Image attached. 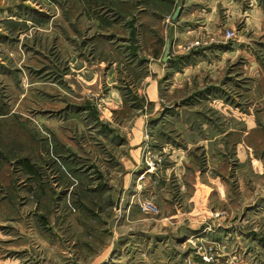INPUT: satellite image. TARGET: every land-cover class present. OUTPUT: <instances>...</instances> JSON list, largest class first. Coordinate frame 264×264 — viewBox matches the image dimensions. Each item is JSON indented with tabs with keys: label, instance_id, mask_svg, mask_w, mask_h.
<instances>
[{
	"label": "rangeland",
	"instance_id": "374dc122",
	"mask_svg": "<svg viewBox=\"0 0 264 264\" xmlns=\"http://www.w3.org/2000/svg\"><path fill=\"white\" fill-rule=\"evenodd\" d=\"M0 264H264V0H0Z\"/></svg>",
	"mask_w": 264,
	"mask_h": 264
},
{
	"label": "crops",
	"instance_id": "0c3cea01",
	"mask_svg": "<svg viewBox=\"0 0 264 264\" xmlns=\"http://www.w3.org/2000/svg\"><path fill=\"white\" fill-rule=\"evenodd\" d=\"M146 89V92H147V94H148V96H149V89L148 88H145ZM153 90V89H152ZM151 90V91H152ZM153 92V91H152ZM154 95H155V93L154 94H151V96H149V98L150 99H154L155 97H154ZM124 180H126L127 179V175H124ZM122 194V193H121ZM121 201H122V198H121V195L118 197V200H117V207L119 208L120 207V205H121ZM113 246V245H112Z\"/></svg>",
	"mask_w": 264,
	"mask_h": 264
},
{
	"label": "water",
	"instance_id": "95a60500",
	"mask_svg": "<svg viewBox=\"0 0 264 264\" xmlns=\"http://www.w3.org/2000/svg\"><path fill=\"white\" fill-rule=\"evenodd\" d=\"M167 56H168V48H167V50L165 51V55H164L163 60H166Z\"/></svg>",
	"mask_w": 264,
	"mask_h": 264
}]
</instances>
